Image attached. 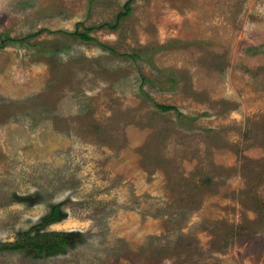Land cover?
I'll return each instance as SVG.
<instances>
[{
  "label": "rangeland",
  "instance_id": "rangeland-1",
  "mask_svg": "<svg viewBox=\"0 0 264 264\" xmlns=\"http://www.w3.org/2000/svg\"><path fill=\"white\" fill-rule=\"evenodd\" d=\"M62 202L0 264H264V0H0V244Z\"/></svg>",
  "mask_w": 264,
  "mask_h": 264
},
{
  "label": "trees",
  "instance_id": "trees-1",
  "mask_svg": "<svg viewBox=\"0 0 264 264\" xmlns=\"http://www.w3.org/2000/svg\"><path fill=\"white\" fill-rule=\"evenodd\" d=\"M74 36L82 40H90L87 33H81L77 30L73 32ZM156 85L166 89L161 83ZM65 202L53 205L47 216L39 223L30 227L18 234L17 240L8 244H0V251H33L37 255H44L46 253H53L60 250H65L74 244L75 237L80 238L82 234L78 232H61L48 231L46 227L60 220L61 207Z\"/></svg>",
  "mask_w": 264,
  "mask_h": 264
}]
</instances>
